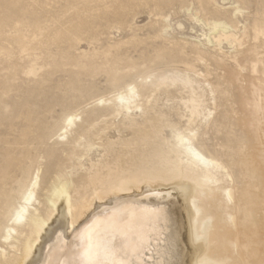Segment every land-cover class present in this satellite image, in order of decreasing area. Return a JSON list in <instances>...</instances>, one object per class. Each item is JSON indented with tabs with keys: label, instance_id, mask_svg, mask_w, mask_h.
I'll use <instances>...</instances> for the list:
<instances>
[{
	"label": "bare ground",
	"instance_id": "obj_1",
	"mask_svg": "<svg viewBox=\"0 0 264 264\" xmlns=\"http://www.w3.org/2000/svg\"><path fill=\"white\" fill-rule=\"evenodd\" d=\"M132 1L136 10L146 0ZM8 2V9L23 5ZM200 2L204 11L226 18L212 21L216 28L225 26L214 40L235 37L230 30L237 28L241 10L223 12L216 0ZM21 24L16 16H0V51L5 30L20 36ZM254 33L264 36L263 27L256 23ZM185 65L186 72L157 76L150 85L141 81L97 100V111L64 115L48 134L30 119L10 128L18 135L0 134V264H78L95 244L114 249L102 259L128 264H264V181L260 193L253 181L256 173L264 177L263 166L253 161L241 169L248 180L239 191L233 172L202 138L201 128L218 121L197 93L188 73L192 66ZM178 83L190 90L180 98L184 111L177 112L187 118L183 128L158 104L159 94H170L169 87ZM120 116L129 120L124 128L117 126ZM113 127L120 134L128 129L131 137L113 141ZM166 129L175 132L173 141L164 136ZM54 138L68 140L51 144ZM98 147L105 155L86 165L82 159Z\"/></svg>",
	"mask_w": 264,
	"mask_h": 264
},
{
	"label": "rangeland",
	"instance_id": "obj_2",
	"mask_svg": "<svg viewBox=\"0 0 264 264\" xmlns=\"http://www.w3.org/2000/svg\"><path fill=\"white\" fill-rule=\"evenodd\" d=\"M21 1L25 6L27 0ZM33 1L31 7L8 9V0H0L4 6L0 16L7 19L12 15L22 21L20 36L7 28L1 43L3 138L18 135L10 128L19 129L29 119L38 132L48 134L64 115L97 111V100L111 98L141 81L150 85L157 76L186 72L188 63L197 93L213 111L212 121H218L215 127L209 124L200 130L211 152L233 172L239 191L248 180L241 169L252 167L255 161L264 170V36L255 38L254 33L256 23L264 29V0H216L215 7L223 12L241 10L237 28L230 30L235 37L220 44L214 36L225 26L216 28L212 21L226 18L204 11L200 0H146L136 10L132 0ZM178 85L170 86L168 95L160 93L158 104L170 121L180 122L183 128L187 118L181 120L177 112L184 111L180 98L188 97L190 90ZM136 119L141 121L142 115ZM128 121L124 116L116 119L120 128ZM123 131L120 134L113 127L109 135L113 141L131 137L128 129ZM164 136L173 141L175 132L166 129ZM67 140L54 138L51 144ZM104 155V149L98 147L82 161L89 165ZM253 181L260 193L264 177L256 173Z\"/></svg>",
	"mask_w": 264,
	"mask_h": 264
},
{
	"label": "snow or ice",
	"instance_id": "obj_3",
	"mask_svg": "<svg viewBox=\"0 0 264 264\" xmlns=\"http://www.w3.org/2000/svg\"><path fill=\"white\" fill-rule=\"evenodd\" d=\"M113 248L101 244L90 245L85 252L86 259L80 260L78 264H128L125 260L102 259L101 255H107L113 252ZM66 264H74V262H66Z\"/></svg>",
	"mask_w": 264,
	"mask_h": 264
}]
</instances>
